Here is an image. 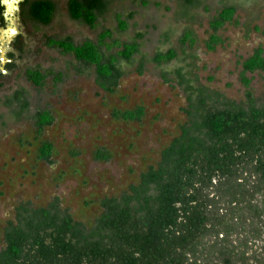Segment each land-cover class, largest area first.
Segmentation results:
<instances>
[{
	"label": "trees",
	"instance_id": "obj_1",
	"mask_svg": "<svg viewBox=\"0 0 264 264\" xmlns=\"http://www.w3.org/2000/svg\"><path fill=\"white\" fill-rule=\"evenodd\" d=\"M111 1L68 0V13L94 27L110 10ZM201 2L183 0L181 15L189 17ZM24 6L25 17L36 26L51 23L57 10L53 0H28ZM236 12L235 4L224 5L210 18L208 50L223 42L220 28L239 23ZM133 15L117 13L120 32L128 29ZM254 28L264 34V27ZM110 32H101L97 40L50 37L48 43L73 55L82 66L93 67L97 84L108 91L119 84L125 64L138 61L142 72L148 60L159 66L182 61L162 77L176 81L186 93V119L135 182L117 195L98 199L99 212L93 218L76 219L58 196L45 205L18 203L3 227L0 264H264V94L255 95L253 77L247 75L264 71V47L259 45L240 61L245 98L236 100L201 83L186 53L180 56L170 48L146 58L139 40L142 33L109 44ZM184 32L181 43L192 46L194 32ZM114 45L118 50H111ZM26 75L42 85L48 73L28 67ZM13 98L19 101L14 115L20 118L28 101L21 91ZM144 110H116L115 116L140 120ZM33 118L39 134L55 119L46 108ZM53 149L52 142L41 140L38 159L51 163ZM110 157L102 147L95 151L96 159Z\"/></svg>",
	"mask_w": 264,
	"mask_h": 264
},
{
	"label": "rangeland",
	"instance_id": "obj_2",
	"mask_svg": "<svg viewBox=\"0 0 264 264\" xmlns=\"http://www.w3.org/2000/svg\"><path fill=\"white\" fill-rule=\"evenodd\" d=\"M53 1L57 10L48 25L36 26L23 18L19 8L20 21L35 35L36 44L19 64L0 75V246L3 227L20 202L45 205L58 196L76 219L93 218L99 212L98 199L117 195L135 182L147 164L159 158L186 119L182 111L187 106L186 93L176 81L165 82L162 77L164 71L181 67L182 61L174 59L159 66L148 60L142 72L137 70L138 61L125 64L119 84L108 91L97 84L93 67H84L73 55L51 46L50 37L81 42L97 40L101 32L111 30L106 37L111 44L142 33L139 40L146 58L170 48L180 56L186 53V62L193 64L201 83L236 100L245 98L240 61L259 45L264 47V34L254 28L264 27V0H202L189 17L181 15L183 0H149L147 4L143 0H112L110 10L94 27L70 17L68 0ZM230 4L237 6L239 23L220 28L223 42L208 50L209 20ZM119 12L134 14L124 32L118 30ZM187 29L196 37L192 46L181 43ZM118 48L114 45L111 50ZM28 67L48 73L42 85L28 79ZM247 75L253 77L250 83L255 95L263 96L264 71ZM17 91L28 101L20 118L14 115L20 106L13 98ZM138 106L145 109L140 120L115 116L116 110ZM44 108L50 109L55 119L39 134L33 115ZM41 140L53 144L49 164L38 159ZM101 147L111 153L110 159L95 158Z\"/></svg>",
	"mask_w": 264,
	"mask_h": 264
},
{
	"label": "water",
	"instance_id": "obj_3",
	"mask_svg": "<svg viewBox=\"0 0 264 264\" xmlns=\"http://www.w3.org/2000/svg\"><path fill=\"white\" fill-rule=\"evenodd\" d=\"M13 2L8 4V9ZM36 44V37L20 21L19 8L7 16V26L0 27V75L23 60Z\"/></svg>",
	"mask_w": 264,
	"mask_h": 264
},
{
	"label": "flooded vegetation",
	"instance_id": "obj_4",
	"mask_svg": "<svg viewBox=\"0 0 264 264\" xmlns=\"http://www.w3.org/2000/svg\"><path fill=\"white\" fill-rule=\"evenodd\" d=\"M28 0H6V2H0V27L7 26V16L11 14V11L18 7L20 8L21 15L23 18H26L24 15L25 4ZM13 2V6L8 9V4Z\"/></svg>",
	"mask_w": 264,
	"mask_h": 264
},
{
	"label": "snow or ice",
	"instance_id": "obj_5",
	"mask_svg": "<svg viewBox=\"0 0 264 264\" xmlns=\"http://www.w3.org/2000/svg\"><path fill=\"white\" fill-rule=\"evenodd\" d=\"M0 2H6V0H0Z\"/></svg>",
	"mask_w": 264,
	"mask_h": 264
}]
</instances>
